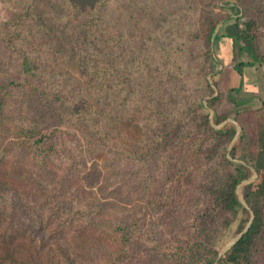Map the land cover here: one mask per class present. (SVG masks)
Segmentation results:
<instances>
[{"label":"trees","instance_id":"trees-1","mask_svg":"<svg viewBox=\"0 0 264 264\" xmlns=\"http://www.w3.org/2000/svg\"><path fill=\"white\" fill-rule=\"evenodd\" d=\"M234 1L244 19L224 35L264 65V0ZM217 3L19 0L0 23V124L11 123L36 186L11 185L0 168V264H57L14 254L34 234L58 242L64 264H76L75 240L95 246L90 264H264V122L237 162L235 128H215L225 116L207 110L218 96L202 75L214 69L204 66ZM253 171L249 215L217 256L214 235ZM54 173L59 189L43 191Z\"/></svg>","mask_w":264,"mask_h":264},{"label":"rangeland","instance_id":"rangeland-1","mask_svg":"<svg viewBox=\"0 0 264 264\" xmlns=\"http://www.w3.org/2000/svg\"><path fill=\"white\" fill-rule=\"evenodd\" d=\"M217 4L213 10L215 18H219L220 20L214 31L217 35L213 38L211 45L212 61H207L204 66L205 71L210 66L214 67V69L208 73H202V75L211 83L214 90L213 95L218 96L213 102L212 107H208L207 110L210 116L214 112L225 116V119L220 124H213L215 128L227 126L235 128L236 134L233 142L237 145L233 160L241 162L242 155H248L250 150L253 149V145H249V141L251 136L255 135L257 125L264 122V65L252 60L244 50H239L238 46L241 44L240 42L234 44L230 37L224 35V29L228 24L236 20L240 22L244 19L241 8L238 9L234 0H218ZM170 7L173 9V12L184 11L182 5L179 4H173ZM18 9L19 0H0V23L11 22ZM195 16L193 12H187L184 19L195 18L196 22H200L201 18L199 15ZM261 31L263 33L261 40L264 48V27L261 28ZM240 62H244L243 65ZM202 102L206 107V98L202 99ZM52 126L53 122L50 121L48 128H52ZM13 135L14 129L10 122L6 121L5 125L0 124V168L4 172L9 173V184L15 183L22 190L24 189L32 193L33 191L29 189L28 185H31L33 189L36 185L29 178L31 169L30 159L26 154L20 152V148L13 143ZM122 164L123 167L130 168L128 162H123ZM54 174L56 175L46 180V182L48 181L47 187L41 188V181L38 178L36 179L38 180L36 181L37 186L43 191L59 189V182L56 177L59 173ZM255 178L256 173L253 171L248 179L242 180L236 186L240 206L227 214L231 220L228 226H218V231L214 235L212 242L218 252L217 256H223L225 251L240 235L238 230L243 225V220L249 215L247 205L243 199L244 185ZM67 186L68 184L65 182V187ZM34 191L35 194L41 192L37 189ZM65 191L68 195L74 194L72 187L66 188ZM93 192L89 191L84 195L82 197L83 201H92L95 194L99 196L98 186L93 189ZM4 225L2 224V226ZM161 229L167 232L166 227L163 226ZM59 245L58 242H50L43 239L40 234H34L31 238L24 237L18 239L12 251L18 257H28V253H30L34 260H41L45 263L64 264L59 255ZM67 245L70 248L69 252L71 256H75L76 264H90L87 260L88 257L85 255L92 252L91 250L94 251L95 246L93 244H90V246L83 241L75 240L73 242L69 241Z\"/></svg>","mask_w":264,"mask_h":264},{"label":"water","instance_id":"water-1","mask_svg":"<svg viewBox=\"0 0 264 264\" xmlns=\"http://www.w3.org/2000/svg\"><path fill=\"white\" fill-rule=\"evenodd\" d=\"M248 225H249V224H248ZM248 225H247V226H248ZM235 240H236V239H235Z\"/></svg>","mask_w":264,"mask_h":264}]
</instances>
